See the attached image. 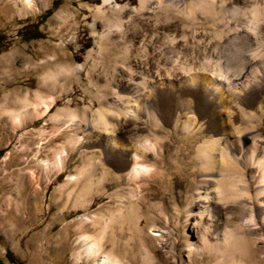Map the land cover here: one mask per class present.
<instances>
[{"label":"rangeland","instance_id":"1","mask_svg":"<svg viewBox=\"0 0 264 264\" xmlns=\"http://www.w3.org/2000/svg\"><path fill=\"white\" fill-rule=\"evenodd\" d=\"M23 1L0 0V107L17 109L15 101L22 98L34 105L40 95L50 108L20 123L0 110L2 264H94L103 255L122 264H264L259 229L247 231L246 256L226 260L211 247L199 254L185 251L184 237L196 239L182 222L196 180L191 156L198 142L183 123L193 118L194 126L211 131L207 136L218 128L210 92L201 79L191 85L186 77L240 71L254 48L252 38H235L242 31L226 35L217 21L198 12L183 15L172 3L156 0H145L142 9L139 0H112L121 12L102 0H29L27 7ZM36 28L43 37L28 40ZM256 66L264 81V57ZM59 68L65 72L57 74ZM50 73L52 79H44ZM125 99L141 105L150 120L121 113L114 118ZM251 103L264 107V91L250 92L244 101L243 108L257 115ZM182 104L189 111L179 110ZM98 111L118 142L152 145L137 161L145 174L133 178L132 162L122 151L107 145L96 128L84 130V116L93 119ZM259 118L249 121L264 138V116ZM218 209L208 208L205 225H215L211 215ZM126 211L133 220L117 218ZM94 239L102 248L96 257L85 253ZM207 242H215L210 233Z\"/></svg>","mask_w":264,"mask_h":264},{"label":"bare ground","instance_id":"2","mask_svg":"<svg viewBox=\"0 0 264 264\" xmlns=\"http://www.w3.org/2000/svg\"><path fill=\"white\" fill-rule=\"evenodd\" d=\"M156 1L159 5L172 3V6L183 15L198 12L210 21H217L221 27L220 31H224L226 35L231 31H242L244 34L235 35V38L240 37L247 42L250 36L253 40L252 53L249 58L243 59L240 71L236 69L225 76L220 70H209L202 78L193 77L191 74L188 77L184 75L191 85L195 82L194 78L201 79L203 88L210 92L209 95L214 104L212 116L218 128L213 132L214 135L207 136L206 134L211 131L194 126V119L189 116L186 117L182 126L186 132L192 131L191 135L198 136L197 145L191 156V160L197 164L196 180L189 188L182 218L183 225H189L193 230L196 243L190 241L191 237L185 236V251L193 249L199 254L211 247V253L226 260H231L234 256H246L244 239H246L247 231L259 229L264 234V138L257 125L250 123L252 118L264 116V107L255 105V103L248 105L256 106L257 115L243 108L245 98L250 92L259 95L264 91L262 74L256 66V61L264 57V0H237L241 5L243 4L242 7L237 8L228 5L227 0H190L188 5L173 3L172 0ZM29 2V0H24L20 3L27 7ZM145 2V0H139L141 9L144 8ZM102 5L111 6L115 12H121L123 9L112 0H102ZM231 21L237 24L230 27ZM216 65L219 66V64ZM224 67L228 69L231 65L225 64ZM62 72L65 70L59 68L57 74ZM52 77L50 73L44 79H52ZM132 88L138 96H143L137 83H132ZM15 103L19 105L17 109L7 108L6 104L4 108L0 107L2 114L7 115L5 117H8L11 123H20L32 114L44 116L50 108L40 95L35 96L34 105L29 102L28 98L18 99ZM140 106L132 99H125L124 110L113 113L112 116L117 118L116 116L121 113L123 118L132 117L138 120L142 117L149 121L150 115ZM183 106V104L178 106L179 110L189 111V107L184 108ZM54 118H58L57 114ZM83 120L85 131L96 128L97 135L107 145L119 149L128 157L127 159L132 162L130 175L133 178H137L140 173H146V168L137 164V161L141 158L140 154L152 151L151 144H146L141 140L127 144L118 142L108 129L109 127L107 128L104 114L100 111L93 119L84 116ZM242 121L246 123L244 127H241ZM249 169H252L251 180H255L253 189L247 179ZM211 206L215 208L219 206L217 213L214 216L211 215L215 222L212 227L210 224L203 223L204 216L209 217L207 212ZM117 218L131 220L133 216L132 213L129 215L126 211L119 213ZM209 233L215 241L213 245L207 242ZM85 249L86 255L92 257L102 253V248L95 239ZM94 264L122 263L113 257L103 255L102 259Z\"/></svg>","mask_w":264,"mask_h":264},{"label":"trees","instance_id":"3","mask_svg":"<svg viewBox=\"0 0 264 264\" xmlns=\"http://www.w3.org/2000/svg\"><path fill=\"white\" fill-rule=\"evenodd\" d=\"M47 16H49V13L47 14ZM34 32L36 33V35H34L33 37L29 38L28 40H32V39H38V38H42V34H40L38 31H37V28L34 30ZM11 254L9 252L6 253V258L8 259V261L10 263H15L14 260H12L11 258ZM0 264H2V262L0 261ZM15 264H22V263H15Z\"/></svg>","mask_w":264,"mask_h":264}]
</instances>
